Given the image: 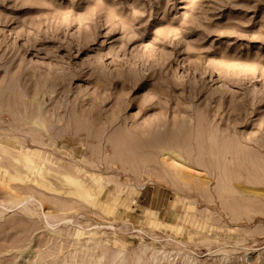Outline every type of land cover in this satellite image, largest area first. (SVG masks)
<instances>
[{
	"label": "rangeland",
	"instance_id": "1",
	"mask_svg": "<svg viewBox=\"0 0 264 264\" xmlns=\"http://www.w3.org/2000/svg\"><path fill=\"white\" fill-rule=\"evenodd\" d=\"M192 260L264 264V0H0V264Z\"/></svg>",
	"mask_w": 264,
	"mask_h": 264
},
{
	"label": "bare ground",
	"instance_id": "2",
	"mask_svg": "<svg viewBox=\"0 0 264 264\" xmlns=\"http://www.w3.org/2000/svg\"><path fill=\"white\" fill-rule=\"evenodd\" d=\"M21 149H23V148H21ZM171 149V148H170ZM26 150V149H25ZM166 149H164V151H165ZM168 150V149H167ZM34 152H37V151H34ZM34 152H32V151H29V150H27V151H25L23 154H24V158H29V157H31L33 154H35ZM21 154V153H20ZM180 154V153H179ZM178 154V150H177V152L176 151H167L165 154H164V157H163V159H164V161H165V163H167V165L168 166H170V167H172V168H174V169H177L180 173H182L183 171L185 172V171H193L194 172V169H192L191 168V166L188 164V163H186L184 160H183V158L180 156ZM36 155H38L39 156V154H36ZM40 156H42L41 154H40ZM33 157H35V156H33ZM32 157V158H33ZM31 158V159H32ZM43 159H44V157H42ZM28 160V159H27ZM34 159H32V161H33ZM46 160V159H45ZM31 161V160H30ZM18 162H19V160H18ZM21 162V161H20ZM31 163V162H30ZM29 163V164H30ZM34 163V162H33ZM38 170H40V169H38ZM7 171V170H6ZM39 172V171H38ZM175 172H177V171H175ZM183 172V174H186V172L184 173ZM7 173V172H6ZM40 173V172H39ZM41 174V173H40ZM183 174H181L182 176L181 177H184L183 176ZM81 181V180H80ZM82 183V182H81ZM80 183V184H81ZM76 184H78V183H76ZM69 185V184H68ZM74 186H79V184L78 185H75V183L73 184ZM71 186V185H70ZM71 187H73V186H71ZM80 187H82V186H80ZM78 189V188H77ZM80 189V188H79ZM84 189V188H83ZM82 189V190H83ZM197 190V189H196ZM182 223V222H181ZM184 223V222H183ZM168 226V225H167ZM179 227V226H178ZM177 228V227H176ZM181 228V227H180ZM178 229V228H177ZM96 233V232H95ZM94 233V234H95ZM179 233V232H178ZM93 234V235H94ZM226 256V255H225ZM227 259V258H226ZM223 260V259H222ZM222 260H221V262H222ZM193 261V260H192ZM191 261V263H195L194 261L192 262ZM226 261V260H225ZM190 263V262H189ZM223 264H225L224 262H222ZM221 264V263H220Z\"/></svg>",
	"mask_w": 264,
	"mask_h": 264
}]
</instances>
